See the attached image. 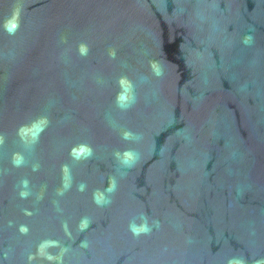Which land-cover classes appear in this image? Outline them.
<instances>
[{"label": "water", "instance_id": "95a60500", "mask_svg": "<svg viewBox=\"0 0 264 264\" xmlns=\"http://www.w3.org/2000/svg\"><path fill=\"white\" fill-rule=\"evenodd\" d=\"M0 264H264V0H0Z\"/></svg>", "mask_w": 264, "mask_h": 264}]
</instances>
